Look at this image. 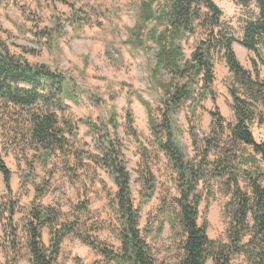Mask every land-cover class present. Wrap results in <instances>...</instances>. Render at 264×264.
<instances>
[{
  "label": "rangeland",
  "instance_id": "374dc122",
  "mask_svg": "<svg viewBox=\"0 0 264 264\" xmlns=\"http://www.w3.org/2000/svg\"><path fill=\"white\" fill-rule=\"evenodd\" d=\"M212 1L222 12L215 33L228 30L241 41L246 23L257 16L255 5ZM167 4L168 0L1 2L0 50L66 77L62 105H54L52 110L69 144L63 152H47L33 144L28 111L0 98V152L12 172L11 195L0 172V264H9L16 255L17 264H31L26 227L34 207L53 208L61 214L62 223L79 220L83 238L96 244L88 245L77 235H68L54 264H116L107 261L100 251L118 253L122 246L121 222L115 210L118 187L104 157L109 142L122 152L133 203L139 212V229L153 257L158 264H178L185 242L178 222L181 187L174 163L152 135L146 104L154 110L161 141L171 143L185 166L204 168L198 187L202 196L199 225L207 226L211 240L229 242L236 185L253 199L252 185L254 181L263 182L264 163L252 147L232 136L236 115L231 92L237 89L243 95V90L219 50L213 53L214 83L196 105V115L188 103L176 116L171 138L162 127L163 92L152 78L157 46L149 41L143 50L135 41L136 33L142 39L151 32L167 34L169 43L175 41L181 46L187 61L211 31V14L202 8L196 31L185 33L178 41L162 19ZM233 50L252 78L258 76L264 82V46L261 57L238 43ZM250 103L254 119L251 130L261 143L264 103ZM112 113L116 114V127L110 121ZM129 113L133 129L129 128ZM211 113L222 116L223 131ZM254 164L261 176H256ZM149 171L155 184L151 197L145 187ZM10 210L14 212L13 222L9 221ZM249 224L251 228L254 225L252 214ZM11 227L17 230V250H13L12 237L4 239V228L10 234ZM41 236L43 245L49 248L50 228H44ZM231 264L247 262L244 256L236 255Z\"/></svg>",
  "mask_w": 264,
  "mask_h": 264
},
{
  "label": "trees",
  "instance_id": "16d2710c",
  "mask_svg": "<svg viewBox=\"0 0 264 264\" xmlns=\"http://www.w3.org/2000/svg\"><path fill=\"white\" fill-rule=\"evenodd\" d=\"M3 0H0V4ZM245 7L254 4L258 10L255 19L249 20L244 28L241 41L227 31L217 32L220 26L221 10L212 0H168L163 18L172 35L181 40L185 33H194L199 13L202 8L211 14L210 36L200 42L190 60H184V54L179 44L169 43L167 34L158 35L155 32L141 38L136 33L135 41L143 50L147 49L149 41L156 43V64L152 71V78L158 90L163 92L160 111L164 120L162 127L171 138L173 125L178 112L188 103L192 104V114L195 116L198 102L205 98L214 83L213 53L217 50L224 53L230 71L243 90V95L237 89L232 90L236 124L232 128L233 138L249 147L261 157L264 163V140L258 143L251 130L253 111L250 100L264 103V82L252 78L239 61L233 50L235 43L240 44L250 52L261 57L264 46V0H236ZM207 17V16H206ZM209 21V20H208ZM175 34V35H174ZM264 65V60H261ZM168 77L165 79V75ZM66 77L59 72L52 71L45 65H32L26 60L11 55L6 50H0V98L8 104L28 111L29 134L33 144L47 152L65 150L69 144L64 131L59 127L58 116L54 105H62L64 100V86ZM149 114V126L158 145L164 149L174 163L177 171L181 193L177 200L179 206L178 222L185 234L183 255L178 264H231L236 255L244 256L247 264H264V180L254 181L253 199L244 194L236 185L234 195L236 203L232 210V223L228 232L229 242L221 244L209 238L207 226H200L199 207L202 196L198 192L199 181L203 179V166H185L180 160V154L175 151L171 143L161 141L160 127L156 123L154 110L146 104ZM217 127L223 131V118L219 113H211ZM111 123L116 127V114L112 113ZM129 128L133 129V118L128 115ZM161 127V128H162ZM108 158L106 163L118 187L115 210L120 217L122 243L118 253L101 249L107 261L116 264H158L152 255L150 247L139 229V212L135 208L130 190V175L123 161L122 152L118 151L113 142L106 147ZM256 176H261L259 167ZM0 172L3 175L6 192L11 195L12 172L6 166L0 152ZM264 179V174H263ZM145 187L151 197L155 192L152 173L148 172ZM249 214H252L254 225L249 224ZM14 212L10 210L9 221L13 222ZM27 225L28 248L31 253V264H54L61 252L63 241L68 235L75 234L88 245H96L85 240L80 232L79 220L72 223H62L61 214L51 207L35 208L30 214ZM50 228V247L42 243V230ZM4 239L12 237L13 250L18 249L17 230L11 227L8 234L4 228ZM250 237L246 242V238ZM16 255L9 264H17Z\"/></svg>",
  "mask_w": 264,
  "mask_h": 264
}]
</instances>
